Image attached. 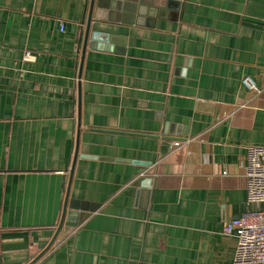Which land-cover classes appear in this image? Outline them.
<instances>
[{
    "label": "crops",
    "instance_id": "obj_1",
    "mask_svg": "<svg viewBox=\"0 0 264 264\" xmlns=\"http://www.w3.org/2000/svg\"><path fill=\"white\" fill-rule=\"evenodd\" d=\"M88 3L0 0V264L59 221L78 82L68 198L87 210L36 264H231L222 227L258 208L244 147L264 146V0L107 1L78 79Z\"/></svg>",
    "mask_w": 264,
    "mask_h": 264
},
{
    "label": "built area",
    "instance_id": "obj_2",
    "mask_svg": "<svg viewBox=\"0 0 264 264\" xmlns=\"http://www.w3.org/2000/svg\"><path fill=\"white\" fill-rule=\"evenodd\" d=\"M243 82L249 88L254 87L249 78ZM177 144L171 142L172 146ZM244 148L246 202L258 208L230 219L224 223L222 232L236 237L231 264H264V146L248 144Z\"/></svg>",
    "mask_w": 264,
    "mask_h": 264
},
{
    "label": "water",
    "instance_id": "obj_3",
    "mask_svg": "<svg viewBox=\"0 0 264 264\" xmlns=\"http://www.w3.org/2000/svg\"><path fill=\"white\" fill-rule=\"evenodd\" d=\"M107 1L111 2V6H116L117 8L120 6V4L123 5L122 0H89L88 3V10H87V18H86V23H85V29H84V35H83V42H82V47H81V55H80V61H79V68H78V74L77 78L79 79L81 76V67L83 63V54L85 52L86 48V42L88 39V32L90 29V24L93 19H105L104 11L105 8L107 7ZM113 1L115 4H113ZM93 37L91 38V42L93 43ZM91 45V43H90ZM197 105L202 108L210 109L211 108V103H205L203 104L201 101H197ZM79 130H80V89H79V82H78V95H77V133H76V139H75V151L73 154L70 170H69V176L67 180V185L65 189V197L63 201V206H62V211L61 215L59 218V221L54 229V232L48 241V243L45 245V247L39 251V253L32 258L28 263L26 264H36L37 260L50 248V246L53 244L55 241L59 231L61 230L62 227H74L76 225V220L77 217L82 214V211L87 210L85 208V203L71 199L69 200L68 195H69V187L71 183V178L73 174V167L75 164L76 157L78 155L77 149H78V140H79ZM80 157H87V158H93L91 155H79ZM138 162V161H135ZM146 181L144 182V187H148L150 183V179L147 178L145 179ZM74 219V220H73Z\"/></svg>",
    "mask_w": 264,
    "mask_h": 264
}]
</instances>
